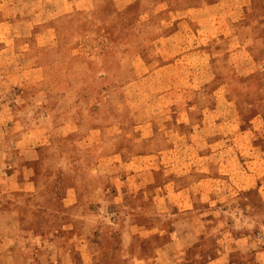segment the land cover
<instances>
[{
	"label": "rangeland",
	"instance_id": "374dc122",
	"mask_svg": "<svg viewBox=\"0 0 264 264\" xmlns=\"http://www.w3.org/2000/svg\"><path fill=\"white\" fill-rule=\"evenodd\" d=\"M127 1L81 0L51 20L40 1L28 35L5 48L0 40V211H15L12 224L0 215V264H140L139 251L155 242L159 214L153 188L128 192L122 185L125 161L139 144L132 142L136 128L120 121L123 103L128 120H137L132 108L162 81L156 74L145 82L126 76L138 66L159 70L166 49L156 41L183 38L192 45L185 61L198 71L193 104H234L245 130L255 115L264 120V0ZM216 125L211 132L239 130ZM254 136L259 151L264 137ZM242 161L233 158L231 168L242 169ZM243 177L223 184L233 194L224 208L228 232L249 228L242 215L251 210L264 215V203L247 206L262 202L255 186L235 193L247 185ZM182 185L183 177L172 184ZM138 200L142 208L132 211ZM200 253L198 245L185 249L179 264H202Z\"/></svg>",
	"mask_w": 264,
	"mask_h": 264
},
{
	"label": "crops",
	"instance_id": "0c3cea01",
	"mask_svg": "<svg viewBox=\"0 0 264 264\" xmlns=\"http://www.w3.org/2000/svg\"><path fill=\"white\" fill-rule=\"evenodd\" d=\"M40 1L44 2L42 12L47 20L64 14L67 5L81 2L0 0V40L3 48L14 45L18 37L26 36L33 30L35 19L32 13L40 6ZM159 41L160 48L166 49V56L158 63L159 70L140 71L138 66L137 74L131 70L126 76L145 82L160 75L162 81L156 82V87L150 89L152 94L146 101L132 108L131 116L134 115L137 120H128L130 117L126 113L130 110L123 103L120 121L123 126L131 123L136 128L132 142L139 144V149L129 154L125 161L122 185L128 192L153 188L152 201L159 214L151 232L155 242L139 251L140 264H179L180 254L195 245L201 248L202 264H264V229L257 230L254 226L260 223L264 228V215L257 216L251 210L249 215H242L245 222L250 223L249 228L239 233L225 231L224 208L229 203L226 197L233 194L228 193L232 186L223 185L224 182L229 183L227 177L238 175L239 178L243 174V181L248 183L241 188L236 186L238 190L235 193L251 191L255 186L262 202L251 200L247 206L252 209L258 207V203H264V175L258 177L260 172L264 174V144L259 151L257 144L253 145L257 139L254 135L264 137L261 133L262 130L264 132L263 116L255 115L245 130L238 128L245 122L238 118L234 104L233 108L224 102L193 104L196 98L190 92L198 71L194 69L193 62L185 61L193 52L192 45L188 46V39L171 37L156 41L155 46ZM15 54L25 56V52ZM16 59L17 56H14ZM142 59L143 64H148L144 57ZM138 88L142 91L140 85ZM200 93L201 90L197 91V99L202 100L204 96ZM220 113L223 116L217 117ZM211 114L216 115L218 122L211 119ZM108 122L118 123L114 119ZM217 123L223 124L226 129L230 124L236 125L239 130L230 133V136L228 132V135L211 132V126L217 127ZM175 127L184 128V132ZM244 157L242 169L231 168L233 158L239 162ZM256 162L259 169L251 166ZM181 177L186 185L172 186L175 179ZM9 187L13 189V186ZM142 201L138 200L136 207L131 206L132 211L142 208ZM1 213L6 214L11 224L14 222L13 207ZM125 235L127 243H130L132 234L127 231ZM4 242L0 241V249L4 248ZM214 246L215 253L212 255L211 248Z\"/></svg>",
	"mask_w": 264,
	"mask_h": 264
}]
</instances>
